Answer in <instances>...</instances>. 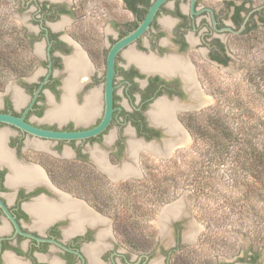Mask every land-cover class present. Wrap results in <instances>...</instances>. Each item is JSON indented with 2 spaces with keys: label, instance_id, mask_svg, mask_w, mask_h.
Segmentation results:
<instances>
[{
  "label": "flooded vegetation",
  "instance_id": "1",
  "mask_svg": "<svg viewBox=\"0 0 264 264\" xmlns=\"http://www.w3.org/2000/svg\"><path fill=\"white\" fill-rule=\"evenodd\" d=\"M156 1L121 0L124 14L104 9L93 17L69 0H20L19 11H28L26 31L33 36L37 71L30 78L19 77L17 88L0 96V113L54 131L97 127L107 110L110 52L144 23ZM262 26L264 6L166 0L149 27L116 52L112 116L97 136L48 140L0 123V132H7L5 146L17 163L42 176L9 186L10 170L0 163V200L18 224L0 206V264H183V242L195 235L190 231L185 240V227L193 226H183L185 214L161 223L167 248L159 236H151L146 250L136 251L120 242L115 219L100 203L113 199L108 184L141 179L130 180L156 162L144 154L168 159L186 144L179 140L192 135L190 117L209 99L202 73L225 69L234 59L230 39ZM15 93L21 95L18 100ZM41 142L49 144L39 147ZM40 202L52 208V219L44 224L32 211ZM169 202L166 211L174 209ZM79 210L87 215L79 216ZM223 257L215 264H264L263 251L253 245Z\"/></svg>",
  "mask_w": 264,
  "mask_h": 264
},
{
  "label": "rangeland",
  "instance_id": "2",
  "mask_svg": "<svg viewBox=\"0 0 264 264\" xmlns=\"http://www.w3.org/2000/svg\"><path fill=\"white\" fill-rule=\"evenodd\" d=\"M0 1L4 2L3 6L0 5L2 9L4 7V10L8 9L12 12V28L19 30L29 27L28 11H19L20 0ZM52 1L61 2L62 0ZM69 1L93 17L103 15L104 9L111 11L114 15L124 14L121 9V0ZM202 1L219 7L230 0ZM233 1L248 3L257 8L264 6V0ZM230 44L234 56L231 63L225 69L211 68L209 72L202 73L205 84L204 93L210 101L204 104L201 112L219 107V113L224 118L223 122L226 123V127L229 126L232 129L239 124L249 129L256 122H264V76L262 74L264 70V26L254 30L250 37L231 38ZM33 56L35 66L28 74L29 78L37 71L34 69L38 61L34 53ZM17 79L19 78L8 80L0 88V96L8 95L12 87L17 88L15 84ZM236 113H243V116L239 118V114ZM249 115L253 118L249 119ZM198 123L205 124L206 122L198 118ZM259 133L264 139L262 130L254 129V132L249 134L253 138ZM186 136L187 138H184L187 139V143H182L180 139L179 143L185 145L178 147L168 159L160 157L157 161L154 155L144 154L145 157L150 158L151 162H156H152L154 164L149 165L150 167L146 166L143 170L141 169L143 173H140L139 177L130 179L141 178L140 180L127 184H108L111 189L108 192L115 202L112 203V208L106 210V214L114 220L117 215L122 217V213L126 212L129 207L130 212L127 214L130 215V220L135 224L139 223L136 226L135 235L140 234L148 240L153 233L156 237L159 236L161 244L166 248L168 247V236H162L164 230L161 223L173 215L180 217L185 214L186 221L183 222V226L191 223L193 225L190 229L185 227L183 233L185 240L189 238L188 232L194 231L195 235L193 238L190 237L192 239L190 242H183L185 247L180 255L183 264H215L219 258L235 254L249 245H253L254 248L264 253V242L252 240L255 234L264 230V194L259 195L263 188L253 181V176L249 172L245 174L239 169L237 174L232 173L226 165L232 164L231 160L227 156L225 159H219L221 153L215 149L219 147L218 143L213 146L211 142L204 144L195 141L189 132ZM241 147V145H236L230 149L237 151ZM234 153L231 152V155ZM26 155L28 156L29 152ZM236 175L239 176L240 181H236ZM200 181L201 191L197 185ZM242 182L246 184L247 190L240 187ZM248 190L251 194L249 199L246 198ZM67 192L71 193L72 190H67ZM170 200L173 201L169 202ZM168 202L174 203V209L177 211L182 210L181 213L179 211L180 215H176L174 209L166 211Z\"/></svg>",
  "mask_w": 264,
  "mask_h": 264
},
{
  "label": "trees",
  "instance_id": "3",
  "mask_svg": "<svg viewBox=\"0 0 264 264\" xmlns=\"http://www.w3.org/2000/svg\"><path fill=\"white\" fill-rule=\"evenodd\" d=\"M3 3L4 2L0 1V5L2 4L3 6ZM251 34H253V32L248 36L250 37ZM33 43V36L29 34L25 28L19 30L12 28V12L8 9L4 10V7L2 9L0 6V88L11 78L24 77L32 71L35 66ZM262 74L264 76V70H262ZM206 112H208V114ZM229 113L232 114L234 112ZM200 114H204L205 116H199ZM236 114H239V118L243 116V113ZM198 118H201L206 123H198ZM239 118L237 119L239 120ZM248 118L252 119L253 116L249 115ZM223 120L224 118L219 113V107L200 112L190 117L188 127L194 138L193 140L204 144H206V142H211L213 146L218 143L219 147L215 149L218 150L217 152L221 153L219 159H225L227 156V158L231 160L232 164L228 163L226 165H228L232 173L234 172L237 174L239 169L245 172V174L247 172L251 173L253 181L260 184V187L263 188L259 195L262 193L264 194V139L260 133L254 135L253 138L249 134L253 133L254 129L264 132V122H256L253 124V127L249 129L245 128V125L239 126V124L237 127L231 129L229 126H225L226 123H224ZM236 145H241V149L237 151L230 149ZM231 152H235L234 155H231ZM236 176V181H240L238 179L239 176ZM243 182L240 184V187L246 189V184H243ZM197 185L201 191V181L198 182ZM256 191L258 193V189ZM246 193V198L249 199V196H251L249 190ZM114 202L115 201L112 199L111 201L100 204L104 206L103 209L107 210L112 208V203ZM126 210V212L122 213V217L117 215L115 218V233L119 240L127 244L130 248L136 251H144L146 250L145 244L147 243V239L140 236V234L137 235L136 233L135 235L137 230L136 226H138L139 223L135 224L134 221L130 220V215L127 214L130 212L129 207ZM152 237L155 238L153 233ZM252 240L255 242L258 240L264 242V230L255 234Z\"/></svg>",
  "mask_w": 264,
  "mask_h": 264
},
{
  "label": "water",
  "instance_id": "4",
  "mask_svg": "<svg viewBox=\"0 0 264 264\" xmlns=\"http://www.w3.org/2000/svg\"><path fill=\"white\" fill-rule=\"evenodd\" d=\"M166 0H157L154 5L151 7L149 15L147 16L144 23L128 37L118 42L110 52L109 57V78L107 83V110L103 121L95 128L90 129L85 132H62L54 131L43 128L35 127L24 120V117H17L7 113H0V123L14 126L23 132H26L30 135L41 139L48 140H73L77 138H89L97 136L100 132L106 129L108 126L111 116H112V86H111V75L113 74V58L118 50L123 48L125 45L136 40L150 25L156 11ZM0 206L5 212V214L18 226L14 217L5 206V204L0 200Z\"/></svg>",
  "mask_w": 264,
  "mask_h": 264
},
{
  "label": "bare ground",
  "instance_id": "5",
  "mask_svg": "<svg viewBox=\"0 0 264 264\" xmlns=\"http://www.w3.org/2000/svg\"><path fill=\"white\" fill-rule=\"evenodd\" d=\"M15 98L18 100V98L21 97L20 94H17L15 93ZM21 101V100H20ZM210 101V100H209ZM208 100H205L203 102V104H206L209 102ZM176 130V129H175ZM176 132V131H175ZM177 133V132H176ZM6 136L5 133H0V163H6V165L9 166L10 168V174H9V177H8V184L11 186H15L17 184H30V183H33L34 181H37V180H41V175L38 171H34V170H31V169H23L21 168V165L19 164H16L15 163V160L12 158V155L3 148V143L2 141L4 140V137ZM186 138V137H185ZM185 138H181V142L182 143H187V139ZM8 163V164H7ZM13 165H15L13 167ZM21 172H26L24 177L21 176ZM39 206H36L33 208V213L34 214H42L38 217V222L39 223H43L44 224V220L45 221H50L51 220V217H52V213H43L41 212V210H39V208H37ZM82 209V208H81ZM86 210V209H85ZM174 212L176 213V215L178 214L179 215V210L177 211L176 209H174ZM84 214L87 215V213L84 211V210H79L78 212V215L79 216H83ZM169 214H172V213H169ZM175 216V215H174ZM80 217V218H81ZM92 217V216H91ZM37 218V217H36ZM90 217H88L89 219ZM93 218V217H92ZM96 218V217H95ZM84 219V217L82 218ZM87 219V218H86ZM87 219V220H88ZM78 220V219H77ZM81 220V219H80ZM36 222V221H35ZM92 223V222H91ZM77 225V224H76ZM39 226V225H38ZM73 226V225H72ZM78 229V228H77ZM9 263V262H8Z\"/></svg>",
  "mask_w": 264,
  "mask_h": 264
},
{
  "label": "crops",
  "instance_id": "6",
  "mask_svg": "<svg viewBox=\"0 0 264 264\" xmlns=\"http://www.w3.org/2000/svg\"><path fill=\"white\" fill-rule=\"evenodd\" d=\"M0 133H5L6 134V136L4 137V140L2 141V143H3V148L5 149V150H7L11 155H12V158L15 160V163L16 164H19V163H17V161H16V159L14 158V155H13V153H12V151L11 150H9V149H7L6 148V146H5V142H6V138H7V132H6V130H4L3 132H0ZM49 143H47V142H45V143H43V142H41L40 144H39V147H45V146H47ZM2 164V163H1ZM4 164V163H3ZM8 164V163H7ZM5 165H6V163H5ZM20 165V164H19ZM8 168H9V166L8 165H6ZM15 165H13V167H14ZM21 168H23L24 170L25 169H31V170H34V171H38V169H36V168H31V167H24V166H21ZM9 170H10V168H9ZM39 172V171H38ZM25 173L26 172H21V176L22 177H24V175H25ZM40 173V172H39ZM9 174H10V172H9ZM8 177H9V175H8ZM42 177V176H41ZM9 185V184H8ZM10 186V185H9ZM12 186V185H11ZM36 206H39V207H37V208H39V210H41V212H43V213H50L49 211L52 209L51 207H49L48 206V204H47V202H40V204H38V205H36ZM35 206V207H36ZM35 217H39L40 215H42V214H40V215H38V214H33ZM52 219V218H51Z\"/></svg>",
  "mask_w": 264,
  "mask_h": 264
}]
</instances>
